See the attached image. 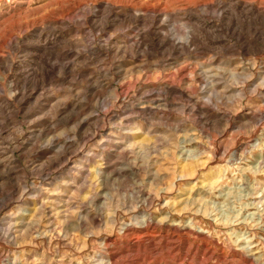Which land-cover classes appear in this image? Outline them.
<instances>
[{
	"label": "rangeland",
	"instance_id": "obj_1",
	"mask_svg": "<svg viewBox=\"0 0 264 264\" xmlns=\"http://www.w3.org/2000/svg\"><path fill=\"white\" fill-rule=\"evenodd\" d=\"M101 1L0 0V264H264V22Z\"/></svg>",
	"mask_w": 264,
	"mask_h": 264
},
{
	"label": "bare ground",
	"instance_id": "obj_2",
	"mask_svg": "<svg viewBox=\"0 0 264 264\" xmlns=\"http://www.w3.org/2000/svg\"><path fill=\"white\" fill-rule=\"evenodd\" d=\"M134 1V0H133ZM138 2V1H137ZM239 2L241 3L240 6L242 7V9H245V12L247 15L253 17L256 20H260L262 22H264V10H262L261 8L257 7L253 1H242L239 0ZM101 5L103 7H107L108 9H110L111 11L114 8H118L120 7V4H116L114 1H110V0H103L100 2ZM124 3V2H123ZM235 4V3H234ZM133 4H131L130 6H128L127 8L130 9V11H134L135 13V17H143L146 13L148 12H152L154 13V15L157 14L159 15L160 11L156 10L155 8H136L135 6H132ZM121 8V7H120ZM231 8V7H230ZM225 12V11H224ZM244 12V13H245ZM110 13V12H108ZM114 13V12H113ZM238 13V12H237ZM104 14V13H103ZM122 15V14H121ZM124 16V15H123ZM107 17V16H106ZM250 17V18H251ZM142 19V18H141ZM116 20V19H115ZM254 21V20H253ZM58 23V22H57ZM61 24L65 25L64 28L61 29V31L67 30V31H72L74 30L73 25L71 24H67L65 22H60ZM263 26V25H262ZM47 27V26H46ZM49 27V25H48ZM58 29V28H57ZM55 30V29H54ZM164 42V41H163ZM172 86V85H171ZM168 89H174V87H169ZM177 90H179L181 93H187V91L178 88H175ZM209 99V98H208ZM151 219V218H150ZM149 225V224H148ZM129 230V228H127ZM111 259V258H110ZM42 260V259H41ZM50 264V263H49Z\"/></svg>",
	"mask_w": 264,
	"mask_h": 264
}]
</instances>
